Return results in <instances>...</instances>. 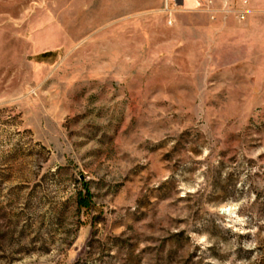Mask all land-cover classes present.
I'll use <instances>...</instances> for the list:
<instances>
[{
    "label": "rangeland",
    "instance_id": "1",
    "mask_svg": "<svg viewBox=\"0 0 264 264\" xmlns=\"http://www.w3.org/2000/svg\"><path fill=\"white\" fill-rule=\"evenodd\" d=\"M166 3L0 0V264H264V9Z\"/></svg>",
    "mask_w": 264,
    "mask_h": 264
},
{
    "label": "crops",
    "instance_id": "2",
    "mask_svg": "<svg viewBox=\"0 0 264 264\" xmlns=\"http://www.w3.org/2000/svg\"><path fill=\"white\" fill-rule=\"evenodd\" d=\"M159 9H161L165 2H167V6L171 9L169 11L170 17L169 21H171V26L166 28L168 33V38L163 41V43L159 44V49H168L169 52L173 51V49H183L186 47V36L188 37V41H194L196 43L195 46L202 44L210 39H213L215 36V32L217 31V26L227 25V22H213L208 17L198 16L196 13L200 10V7H204L207 4L208 0H154ZM261 4L257 0H251L252 6L258 9H264V0ZM245 4V3H244ZM244 7L242 6L240 11H243ZM184 12L188 13V15L179 17L173 16V12ZM218 21V20H217ZM168 21L164 22L163 20L155 21L154 24L157 25H165L167 26ZM198 26V27H197ZM215 31V32H214ZM216 36H218L216 34ZM175 37L176 39H174ZM220 39V38H217ZM200 49H202V45H200Z\"/></svg>",
    "mask_w": 264,
    "mask_h": 264
},
{
    "label": "built area",
    "instance_id": "3",
    "mask_svg": "<svg viewBox=\"0 0 264 264\" xmlns=\"http://www.w3.org/2000/svg\"><path fill=\"white\" fill-rule=\"evenodd\" d=\"M166 9H167V8H166ZM167 10H168V9H167ZM238 16H239L240 19H244V17H245V12H244V11L239 12ZM168 23L171 25V21H169Z\"/></svg>",
    "mask_w": 264,
    "mask_h": 264
},
{
    "label": "trees",
    "instance_id": "4",
    "mask_svg": "<svg viewBox=\"0 0 264 264\" xmlns=\"http://www.w3.org/2000/svg\"><path fill=\"white\" fill-rule=\"evenodd\" d=\"M79 203V206H86V204L84 202H81V200L78 202Z\"/></svg>",
    "mask_w": 264,
    "mask_h": 264
}]
</instances>
